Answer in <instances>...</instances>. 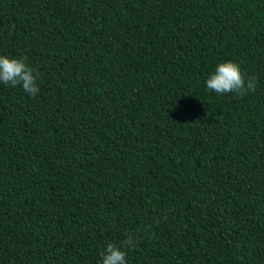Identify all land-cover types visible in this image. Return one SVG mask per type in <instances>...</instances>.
Here are the masks:
<instances>
[{
	"label": "trees",
	"instance_id": "16d2710c",
	"mask_svg": "<svg viewBox=\"0 0 264 264\" xmlns=\"http://www.w3.org/2000/svg\"><path fill=\"white\" fill-rule=\"evenodd\" d=\"M0 55V264H264V0H0Z\"/></svg>",
	"mask_w": 264,
	"mask_h": 264
},
{
	"label": "clouds",
	"instance_id": "9594fccd",
	"mask_svg": "<svg viewBox=\"0 0 264 264\" xmlns=\"http://www.w3.org/2000/svg\"><path fill=\"white\" fill-rule=\"evenodd\" d=\"M40 73L27 63L26 57L9 58L0 55V82L6 86L22 87L31 97L39 91ZM207 89L218 95L229 93L243 97L249 92H255L257 77L248 76L241 71L240 66L232 61L219 63L214 72L206 80ZM150 227V226H149ZM136 247L133 234L127 233L119 244L109 242L100 252L99 264H127V255Z\"/></svg>",
	"mask_w": 264,
	"mask_h": 264
}]
</instances>
